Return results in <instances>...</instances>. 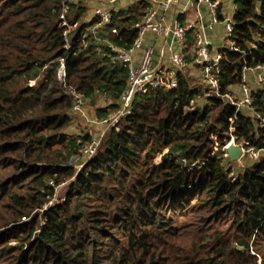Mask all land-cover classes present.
Instances as JSON below:
<instances>
[{"label": "trees", "instance_id": "obj_1", "mask_svg": "<svg viewBox=\"0 0 264 264\" xmlns=\"http://www.w3.org/2000/svg\"><path fill=\"white\" fill-rule=\"evenodd\" d=\"M62 1L0 0V264H264V124L255 115L264 117V89L252 90L249 112L222 97L264 65V0H235V47L219 49L220 95L178 69L175 87L136 96L80 170L69 161L93 135L67 133L70 90L85 101L104 95L96 115L109 117L128 69L89 33L99 21L88 18L91 0L71 4L77 26L66 48ZM149 7L115 14L99 37L129 47ZM188 44L192 63L191 33ZM231 138L260 151L233 175ZM63 186V200L50 203Z\"/></svg>", "mask_w": 264, "mask_h": 264}, {"label": "built area", "instance_id": "obj_2", "mask_svg": "<svg viewBox=\"0 0 264 264\" xmlns=\"http://www.w3.org/2000/svg\"><path fill=\"white\" fill-rule=\"evenodd\" d=\"M102 1L107 7H97L94 10V15L99 18V21L95 25L89 27L88 31L95 37L98 45L102 43L107 44V46L115 52L114 62L128 69V80L127 87L122 93L119 101L121 104L118 111L109 117L96 120L95 122L100 125H107L108 128L111 127L112 129L119 130L120 122L133 113V103L139 93L149 88L165 86L170 89L175 87L177 84L176 71L187 66H192L197 69L201 79L206 85V89L209 90L208 94L215 93L216 95H220L219 73L222 53H220L219 50L214 52L213 44L206 29H213L215 25L220 23L225 24V30L229 36L233 33V21L225 17L221 21L219 18L222 0H190L187 7L196 9L199 19L195 22H182L179 18L180 16H178L171 21V24H168L166 21V16L176 0H164L159 2L158 8L147 9L142 21L135 26L138 29L137 38L129 47L125 48L116 47V45L107 38L101 39L99 37V33L103 32L107 26L112 24L115 14L122 11L117 7L119 0ZM147 1L148 0H135L134 5ZM73 2H76V0H63L61 5L60 18L63 25L66 27L64 36L67 49L73 48L74 43L71 41V35L74 33L77 26V24L71 25L68 21L70 6ZM202 6H207L209 8L211 14V21L209 23H206L202 17ZM112 32L113 34L119 35V31L116 28H113ZM168 32L172 33L174 36V43L170 48V62L174 68L171 76L170 72L163 71V69L159 68L157 69L154 66V47L145 44L149 34L161 36ZM87 33L84 34V38L88 35ZM189 33H191L193 37V49H191L193 55L192 63H187L185 58L189 45ZM230 47H235L231 40ZM138 50H142V55L139 61L136 62L135 57ZM249 70L259 71L258 81L264 83V65H257L255 68ZM58 75L60 79H64L66 75L63 59L61 60ZM70 92L75 96L73 111H82L83 97L76 93L74 89L70 90ZM242 94L243 97L240 99L231 94H225L222 95V97L227 98L230 103L234 104L237 110L251 108L252 90L246 83L242 84ZM255 115L260 122L264 124V117L258 112H255ZM104 137L105 133H102L101 137L93 136L91 142L84 148L82 153L75 155L69 161V165L75 166L78 170L83 168V166L99 152ZM232 139L234 140V138ZM228 145L229 143L225 148ZM248 153L252 155V158H258L260 155V151L254 150L253 148L248 149ZM50 203H53V199Z\"/></svg>", "mask_w": 264, "mask_h": 264}, {"label": "rangeland", "instance_id": "obj_3", "mask_svg": "<svg viewBox=\"0 0 264 264\" xmlns=\"http://www.w3.org/2000/svg\"><path fill=\"white\" fill-rule=\"evenodd\" d=\"M99 1V0H92V2L87 3L86 7L88 9L87 11V15L88 18L93 17L94 14V10H93V5L94 2ZM102 1V0H100ZM225 6V8H224ZM222 8L224 10L223 15L225 16V18H229L232 21L234 20V15L237 13L239 7L238 5L234 2V0H227L225 3H222ZM170 12V11H169ZM170 15V13L168 14V16ZM220 32V37L221 40L219 42H216V34L213 36V38H210L213 41V45L216 48H221L224 46H230V39H229V35L227 34L226 30H225V24H219L216 26L215 28V32ZM212 33V35L214 34ZM209 37L210 34L208 33ZM172 66V64H171ZM183 71L185 72V74L188 76L193 77L194 79H200L199 78V73L197 71L196 68H183ZM169 72V71H167ZM173 74V70L170 72V76ZM175 74V71H174ZM258 74L259 71L256 70H247L245 73V77H244V83H246L248 86H250L251 90H257V89H264V83H260L258 81ZM35 81H32L31 84H34ZM233 92L230 93L232 96L237 97L238 99L243 97L242 94V85H238V86H234L233 88ZM208 94V93H207ZM210 95V94H208ZM208 95L202 96V98L198 99L195 103H194V107L197 106H201L204 105L207 102V98ZM107 99L104 95L102 94H98L96 95L94 98H92L91 100H82V111H74V118L71 122V124L68 126V128L66 129L67 133L69 135H74V136H81V135H85L87 133H90L91 135L95 136V137H101L102 133L108 134L110 132V130L112 129L111 127H107V125H100L99 123L95 122L96 120H99L100 118H98L97 114V108L99 106H107ZM119 104H121L120 102H118ZM120 108V107H119ZM118 108V109H119ZM118 109L116 110H112L109 114V116H111L112 114H114L115 112L118 111ZM250 109L246 108V112H249ZM124 119L120 122L119 128H121L124 124ZM104 139V138H103ZM229 142H233V144H235L236 146H240L243 149V154L242 156H240L238 159L236 160H232L227 156L228 160L226 161V166L227 169L232 170V175L233 174H237L240 169H244L246 166H248L252 160L251 157L252 155H250L248 153V149L246 147H244L243 144H238L234 140L231 138V140H229ZM227 142V144L229 143ZM101 148V146H100ZM64 192H65V187H60L57 192L56 195L53 198V204L57 203L61 200H63L64 197Z\"/></svg>", "mask_w": 264, "mask_h": 264}, {"label": "crops", "instance_id": "obj_4", "mask_svg": "<svg viewBox=\"0 0 264 264\" xmlns=\"http://www.w3.org/2000/svg\"><path fill=\"white\" fill-rule=\"evenodd\" d=\"M164 0H148L147 3L150 5L149 8H158L159 6V2H162ZM190 0H176V2L174 4H172L171 8H170V12H168V14L170 13V15L166 16V21L168 22V24H171V21H173L174 18H177L178 16H180V20L182 22H186V21H190V22H195L197 21V19H199L198 17V12L196 9L193 8H189L187 7V4ZM227 0H222V3H225ZM92 2L89 1V3ZM235 2V0H234ZM135 0H119L117 7L122 10V11H126L128 10V8L130 9L131 7H134ZM97 7H107L105 5V3L103 1H96L94 2L93 5V10H95ZM225 8V6H224ZM221 14L223 15V8H221ZM201 14L202 17L204 19V21L206 23H209L211 21V14L209 11V8L207 6H202L201 7ZM224 16V15H223ZM225 17V16H224ZM220 24V23H219ZM217 24V25H219ZM215 25L213 27V29H209L207 28V34L209 33L211 37L209 38H213V36L216 34V42H219L221 40L220 37V32H215ZM212 33H214L212 35ZM209 36V35H208ZM211 40V39H210ZM213 40V39H212ZM211 40L212 44L213 41ZM174 43V36L172 33L168 32L164 35L161 36H156L154 34H149L147 36V39L145 41L146 45H152L154 47V66L158 69H163V71H169L171 72L172 70H174L173 66H171V62H170V48ZM214 52L218 51L220 48H216L214 45ZM142 55V50H138L136 53V62L139 61V59L141 58ZM191 68L192 66H187V68ZM193 68V67H192Z\"/></svg>", "mask_w": 264, "mask_h": 264}, {"label": "water", "instance_id": "obj_5", "mask_svg": "<svg viewBox=\"0 0 264 264\" xmlns=\"http://www.w3.org/2000/svg\"><path fill=\"white\" fill-rule=\"evenodd\" d=\"M227 155L230 159L236 160L243 154V149L240 146H236L233 142H229V145L226 147ZM166 158V154L163 156V159Z\"/></svg>", "mask_w": 264, "mask_h": 264}]
</instances>
